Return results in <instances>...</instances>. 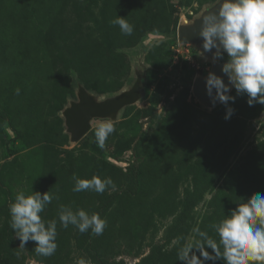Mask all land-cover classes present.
<instances>
[{
	"label": "rangeland",
	"instance_id": "1",
	"mask_svg": "<svg viewBox=\"0 0 264 264\" xmlns=\"http://www.w3.org/2000/svg\"><path fill=\"white\" fill-rule=\"evenodd\" d=\"M216 4L0 0V264H184L177 253L193 228L218 240L211 225L264 193V105L249 106L234 87L230 119L224 104H203L194 82L227 63V53L206 60L178 39L180 26ZM117 15L134 25L131 36L110 23ZM139 76L142 98L72 141L64 112L81 89L102 101ZM107 119L116 131L101 150L94 131ZM73 174L111 177L117 190L75 193ZM19 191L53 195L41 215L57 220L54 255H38L31 240L20 247L9 226ZM60 205L99 213L103 235L63 228Z\"/></svg>",
	"mask_w": 264,
	"mask_h": 264
},
{
	"label": "clouds",
	"instance_id": "2",
	"mask_svg": "<svg viewBox=\"0 0 264 264\" xmlns=\"http://www.w3.org/2000/svg\"><path fill=\"white\" fill-rule=\"evenodd\" d=\"M218 11H209L203 17L200 35L204 38L205 50L217 48L216 57L227 53L228 61L222 72L229 83L215 73L209 72L206 90L212 103L217 101L227 106L225 119H230L235 109L229 102L236 96L228 93L235 88L237 96L247 95V103L264 105V0H217ZM110 23L118 26L121 34L131 36L134 25L125 17L116 16ZM213 89L216 95L213 97ZM20 89H16L19 95ZM116 131L112 120L101 121L94 131L97 146L103 150L108 137ZM75 193L93 191L103 194L107 190L116 191L111 177L102 178L94 174L91 178L72 176ZM54 197L50 191L26 194L19 191L14 202L9 204V226L21 240L20 247L28 241L36 242L34 251L50 257L57 250V220L45 221L42 213ZM58 219L63 228L74 226L80 233L91 230L95 236L103 235L107 220L99 213L91 215L84 209L60 205ZM218 240L201 230L192 229L193 235L178 250V260L184 264H205L206 261L223 260L224 264H264V193H254L244 202L237 204L230 215L211 225ZM211 249V253L208 251ZM76 264H86L80 259Z\"/></svg>",
	"mask_w": 264,
	"mask_h": 264
},
{
	"label": "water",
	"instance_id": "3",
	"mask_svg": "<svg viewBox=\"0 0 264 264\" xmlns=\"http://www.w3.org/2000/svg\"><path fill=\"white\" fill-rule=\"evenodd\" d=\"M219 4L217 3L213 8L206 10L200 18L196 19L193 24L180 26L178 29V39L182 44H195L203 47L204 38L200 35L203 28V17L209 11H218ZM205 50V49H204ZM211 58L217 52V48L213 47L211 50H205ZM225 63H213L210 72L215 73L224 79L226 84L229 83L228 77L222 72ZM209 74V73H208ZM208 76V75H207ZM197 78L193 85L194 95L203 103L210 107L216 106L212 103L211 98L207 94L206 79ZM144 94V78L139 76L136 84L129 91H125L112 98L98 101L92 94L84 89L78 93L79 100L71 104L64 114L66 117V124L68 131L71 134L73 142L80 141L90 130L91 122L99 118H107L115 116L123 108L135 104ZM216 95V90L213 89V97Z\"/></svg>",
	"mask_w": 264,
	"mask_h": 264
},
{
	"label": "bare ground",
	"instance_id": "4",
	"mask_svg": "<svg viewBox=\"0 0 264 264\" xmlns=\"http://www.w3.org/2000/svg\"><path fill=\"white\" fill-rule=\"evenodd\" d=\"M200 49V53H201V56L206 59V60H212L211 56H209L207 54V52H205V50L202 48V47H199Z\"/></svg>",
	"mask_w": 264,
	"mask_h": 264
}]
</instances>
